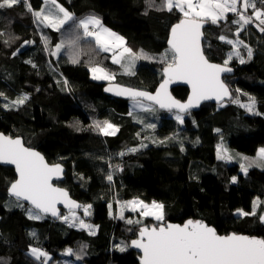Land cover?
I'll use <instances>...</instances> for the list:
<instances>
[{"label":"trees","instance_id":"16d2710c","mask_svg":"<svg viewBox=\"0 0 264 264\" xmlns=\"http://www.w3.org/2000/svg\"><path fill=\"white\" fill-rule=\"evenodd\" d=\"M29 2L33 10L44 4V0ZM57 2L77 19L98 15L123 35L127 46L143 50L149 58L137 59L129 74L121 64L112 62L111 53L99 51L94 41L82 40L78 45L80 63L73 64L71 47L59 56L52 54L54 46L71 35V21L58 32L38 25L24 3L0 9V92L4 94L0 96V132L23 137L26 145L39 149L49 162L65 165L66 178L59 184L84 205H91L88 219L97 226L93 235L61 218L44 215L30 219L26 209L31 206L8 192L17 177L15 169L0 165V264H140V254L130 246L131 241L143 226L168 221L202 220L219 234L264 238V221L259 218L264 211V167L252 165L244 173L241 162L227 164L217 158L216 149L224 143L253 156L264 146V32L252 23L237 38L238 25L233 21L238 17L231 12L226 20L209 23L204 28L203 50L210 61L223 64L233 49L226 40L218 39L222 35L249 45L252 59H247L243 46L246 62L241 64L236 58L229 62L235 74L225 78L233 93L226 102L204 103L200 110L185 114L183 123L150 104L156 115L162 113L157 122L133 113L129 100L107 95L104 87L109 82L93 79L90 68L99 64L114 71L111 82L154 91L167 67L155 55H171L170 29L183 14L175 8L161 10L162 0H155L154 6L150 0ZM257 3L264 7L259 0ZM25 41L32 43L24 45ZM172 91L180 100L189 93L184 85ZM23 94L29 97L24 104L5 107L7 101ZM236 95L243 102L255 97L256 112L233 103ZM94 121H109L118 131L105 136ZM149 124L155 128L147 127ZM131 148L138 150L128 151ZM121 152L124 155H118ZM109 174L112 181L107 180ZM133 198L163 203L164 221L140 212L118 216V202ZM257 198L260 204L255 208ZM240 210L256 214L244 216L237 213ZM129 220L141 223L129 224ZM33 247L46 251L48 257L37 260L30 253ZM68 248L73 249L72 255L66 254Z\"/></svg>","mask_w":264,"mask_h":264},{"label":"snow or ice","instance_id":"6c2138e0","mask_svg":"<svg viewBox=\"0 0 264 264\" xmlns=\"http://www.w3.org/2000/svg\"><path fill=\"white\" fill-rule=\"evenodd\" d=\"M47 2V0H46ZM264 4V0H259ZM20 3H24L28 12H30L38 25L50 27L56 31H61L70 21L72 22L71 35L65 40L62 39L54 46L53 55L59 56L66 48L71 47L73 54L70 62L80 63L78 45L83 41H94L97 49L102 52L112 53V62L121 64L125 71L131 73V67L139 58L148 59L149 56L140 50L134 52L128 47L125 38L118 33L106 27L101 18L95 14H90L84 18L77 19L73 13L69 12L63 5L57 3V0H51L56 7V12L46 11L44 8L33 10L29 0H0V9L12 8ZM155 0H150V6H154ZM240 5L243 11L238 7ZM178 9L183 14V19L171 28L170 45L171 60L164 69L166 79L160 84L155 94L120 87L119 85L110 86L106 91L115 92L117 95H127L136 100L137 97L154 101L161 108L168 110L179 109L185 112L188 109L197 106L200 101L208 99L223 100L225 97H231L233 93L221 79L222 73H230L232 69L228 67L233 56L239 57L241 64L245 59L240 53L239 46L243 45L247 49V59L251 60L253 49L244 44L242 40H230L225 36L218 39L226 40L233 45V51L228 54L223 64L209 62L201 47V39L204 36L201 29L207 21L216 24L221 19H227L228 13H236L238 19L233 21L238 25L236 36L244 29L245 25L255 23V26L264 32V7H257V0H162L161 10L166 9L171 12ZM252 9L249 15L248 10ZM45 44H48V38L44 37ZM25 44L32 41H25ZM19 51V50H17ZM16 53H13L15 55ZM168 53L163 54L166 59ZM127 60V66L122 61ZM31 63V61H28ZM92 78L95 80L112 81L115 79V73L109 72L99 64L90 68ZM174 80H185L191 85L192 95L187 102L181 103L168 92V85ZM67 84V80L64 81ZM237 92L240 90L237 89ZM4 94L0 92V96ZM247 95V94H245ZM28 95L23 94L11 102V106H19L28 100ZM137 103L142 101L137 100ZM233 103H240L239 99H233ZM256 105V98L249 97L246 104L242 106L249 112L253 111ZM9 107V105H5ZM131 114V113H130ZM176 119L183 123V116L177 113ZM95 128L105 136L115 135L118 128L109 121H94ZM149 128H155V125H147ZM219 131V130H217ZM139 135V134H138ZM163 143V141H161ZM141 147L146 145L141 144ZM137 148H131L128 151L135 152ZM118 155H124L123 152ZM218 157L224 160L233 159L232 155L222 145H218ZM245 161H250L247 165L242 164L241 168L245 173L248 167L252 165L264 167V147L258 150L254 158L243 157ZM0 162L15 165L18 173V179L10 182L9 193L17 201L24 200L31 203L30 208L26 209L30 219H42L45 214L51 213L53 216H60L57 209L58 203H64L70 210L71 216H61L66 222L70 219L75 221V209L84 208V214L90 215L91 205H80L68 197L66 190L55 187L52 183L54 177L58 178L63 174V166L60 163L49 164L45 157L31 147H26L20 137L0 133ZM119 170V165L116 166ZM111 174L107 176L108 181H112ZM236 181V177H232ZM259 201V198H257ZM133 210L142 209V215L155 217L158 221H164V204L152 201L146 204L143 200L134 199L125 202ZM18 207L23 205L18 204ZM123 208L121 206L120 215L123 217ZM244 216L255 215L253 212H243ZM264 221V215L260 217ZM129 224H139L141 221H128ZM75 226V225H74ZM82 228L91 229L93 226L86 224L83 220L79 221ZM91 234H95L94 231ZM31 235L35 236L33 232ZM142 250V264H264V238L255 236L240 235L231 233L228 235H218L216 229L208 226L202 220L189 219L183 225L161 223L156 226H145L140 229L138 238L131 241V245ZM126 246L121 247V251L126 250ZM31 255L37 260L48 257V253L40 248H31ZM66 254L72 255L73 249H66ZM81 259L82 257H77Z\"/></svg>","mask_w":264,"mask_h":264},{"label":"rangeland","instance_id":"374dc122","mask_svg":"<svg viewBox=\"0 0 264 264\" xmlns=\"http://www.w3.org/2000/svg\"><path fill=\"white\" fill-rule=\"evenodd\" d=\"M58 4H60L59 2H57ZM241 3H242V0H241ZM61 5V4H60ZM257 5H258V3H257ZM64 7V6H63ZM238 7L240 8V10L241 11H243V9H242V7L240 6V5H238ZM257 7H259V6H257ZM41 8H44L46 11H51V12H56L57 11V9H56V7L51 3V0H47V2H46V0H44V4H43V6L41 7ZM40 8V9H41ZM65 8V7H64ZM40 9H38V10H40ZM67 9V8H66ZM37 10V11H38ZM68 10V9H67ZM178 10V9H177ZM69 11V10H68ZM252 9H249L248 10V13L247 14H251L252 13ZM69 12H71V11H69ZM88 15H90V14H87V15H85V16H83V17H81V18H84V17H86V16H88ZM98 16V15H97ZM99 17V16H98ZM102 20V19H101ZM221 21V20H220ZM219 21V22H220ZM102 22H103V20H102ZM209 23H211V21H208V25H209ZM104 24V23H103ZM253 24H255V23H253ZM105 25V24H104ZM207 25V26H208ZM106 27H108L107 25H105ZM108 28H110V27H108ZM111 29V28H110ZM112 31H114V32H116V33H118L119 35H121V36H123L122 34H120L119 32H117V31H115V30H113V29H111ZM129 47V46H128ZM239 50H240V53H241V55L243 56V54H244V50H243V45H240L239 46ZM134 52H137V53H139L140 52V50L139 51H135V50H133ZM233 51V49L230 51V52H232ZM229 52V53H230ZM109 53H111V52H109ZM228 53V54H229ZM56 56V55H55ZM111 56H112V53H111ZM240 59L239 57H237V56H233V59ZM155 59L156 60H159V63H161L162 65H167V62H170V60H171V55L170 54H168V56H167V58L166 59H164L163 58V54H156L155 55ZM232 59V60H233ZM139 60V59H138ZM139 63H140V61H139ZM122 64H124L125 66H127V60H124V61H122ZM137 64V60L135 61V63H134V65H132V67H131V72L133 71V69H134V67H135V65ZM96 65V64H95ZM95 65H93V66H95ZM101 66V65H100ZM92 67V66H91ZM103 67V66H102ZM105 68V67H104ZM106 69V68H105ZM108 70V69H107ZM123 70L125 71V67H123ZM109 72H112V73H114V71H111V70H108ZM126 73H129V72H127V71H125ZM91 76H92V74H91ZM227 76V75H226ZM226 76H224V80H225V78H226ZM100 81H105V82H111V81H106V80H100ZM112 81H114V80H112ZM239 99V101H240V103H237V104H240L241 106L243 105V104H246L247 102H243V101H241L240 100V98H239V96H237L236 95V97L234 98V99ZM137 100H131L130 101V107H131V111L133 112V113H135L136 115H139V114H144V115H146V116H148V117H150L151 119H153V120H155V121H159V119H160V117H161V115H162V113H160V115H159V113L156 115V110L153 108V106L152 105H150V103H147V102H145V101H143V100H140V101H142V103H137L136 102ZM11 102L12 101H7V103H5V105H9V107H13V106H11ZM236 104V103H235ZM256 106L257 105H255V108H254V110L253 111H251L250 113H255L256 112ZM16 107V106H15ZM243 107V106H242ZM243 108H245V107H243ZM246 110H247V108H245ZM173 111V112H172ZM172 111H165V113H168V114H170L171 116H173L174 118H176V115H177V113L178 112H176L175 110H172ZM248 111V110H247ZM180 114V113H179ZM180 115H182L183 116V120H184V116H185V114H180ZM101 122H103V121H101ZM180 122V121H179ZM94 123V122H93ZM111 123V122H110ZM113 124V123H112ZM114 125V124H113ZM116 126V125H115ZM117 127V126H116ZM118 128V127H117ZM117 133V132H116ZM218 145H222L224 148H226L227 150H228V153L230 154V155H232V157H233V159H231V160H224V159H220L219 157H218ZM261 147H264V146H260V148ZM259 148V149H260ZM216 149H217V158L218 159H220V160H223V161H225L227 164L228 163H230V164H232V163H239V162H241V165L242 164H244V165H247L248 163H250V161L248 162V161H245L244 159H243V157H251V158H254V157H256L257 156V154L256 155H253V156H246V155H243L239 150L237 151V150H235V149H233V148H229L228 146H226V144H224V143H219V144H217V147H216ZM258 153V152H257ZM242 169V168H241ZM242 172H244L243 171V169L241 170ZM245 173V172H244ZM237 181V180H236ZM59 184V183H58ZM134 199H139V198H133V199H131V200H128V201H132V200H134ZM139 200H141V199H139ZM255 202H254V206H255V208H257L258 206H259V204H260V202L259 201H257V199H255L254 200ZM125 202H127V201H125ZM125 202H118V205H117V210H118V216H120L121 217V215H120V212H121V206L122 205H124V208H123V216L125 215V213L126 212H140L141 214H142V209H140V208H137V209H135V210H133V208L131 207V206H129V205H126L125 204ZM145 202V201H144ZM158 202V201H157ZM146 204H151V202H145ZM160 203V202H159ZM257 204V205H256ZM68 213H70V215L69 216H71V212H68ZM76 213V219H75V221H72L71 219L68 221V222H70L71 224H73V225H75L77 228H82V227H80L79 226V221L80 220H83L86 224H88V225H91V226H93L91 229H88V228H83V229H86L87 231H89V232H92V231H94V232H96L97 231V226L94 224V223H92L89 219H88V215H85L84 214V208H82V210L81 211H79V212H75ZM237 213H239V214H241V211H239V212H237ZM263 215H264V211H263ZM64 216V215H63ZM147 217H150V218H153L154 220H156L155 219V217H152V216H147ZM157 222H161V221H158V220H156ZM30 253H31V251H30Z\"/></svg>","mask_w":264,"mask_h":264},{"label":"water","instance_id":"95a60500","mask_svg":"<svg viewBox=\"0 0 264 264\" xmlns=\"http://www.w3.org/2000/svg\"><path fill=\"white\" fill-rule=\"evenodd\" d=\"M181 19H183V18H181ZM181 19H180V20H181ZM180 20H179V21H180ZM177 23H179V22H177ZM177 23H176V24H177ZM174 25H175V24H174ZM174 25H173V26H174ZM207 25H208V21L204 23L203 28L201 29V31L203 32L204 36H205V30H204V28H205ZM173 26H172V27H173ZM172 27H171V28H172ZM204 36H203L202 39H201V47H202V50H203V43H204L203 39H204ZM170 38H171V29H170V34H169L168 41H169ZM168 41H167V43H168ZM24 45H26V44L24 43ZM168 45H169V43H168ZM169 47H170V45H169ZM203 52H204V50H203ZM204 55L207 57V55H206L205 52H204ZM207 59H208V57H207ZM208 60H209V59H208ZM209 62H211V63H215V64H221V63H219V62H215V61L212 62V61H210V60H209ZM228 67H230V68L232 69V71H231L230 73H222V74H221V79L225 82V84L228 85L229 90L231 91V88H230L229 83H227V82L224 80V76H226V75H227V76H233V75L235 74V72H234V69H233L231 66L228 65ZM165 79H166V73L164 72V78L161 80V82L159 83V85L156 87V89H155L154 91H149V90H145V89H141V88H137V87H132V86H129V85H124V84H121V83H118V82H109V83H107V84L105 85V87H104V91H105V93H106L107 95H110V96H114V97H117V98H122V99H126V100L131 101V100H134V99L131 98L130 96H127V95H117L115 92L106 91L105 89H107V88L110 87V86L115 87V86L119 85L120 87H123V88L134 89V90H138V91H144V92H149V93L155 94L156 91H157V89L159 88L160 84L163 83V81H164ZM182 85L186 86V87L189 89V93H188V95H187L188 97H187L185 100H180V99H178L176 96H174L173 91H172L174 87L182 86ZM168 92L172 95V97H174L176 100H179L181 103H185V102H187L188 98L192 95L191 85H190L187 81H185V80H174L172 83H170V84L168 85ZM231 97H232V96H231ZM231 97H225L223 100H217V99H215V98H213V99H208V100H202V101H200V103H199L197 106H194V107L188 109V110L185 111V112H180L179 109H172V110H175L176 112H178V113H180V114H187V113H189V112H194V111H198V110H200V108L202 107L201 105H203L204 103L222 104V103L226 102V100L230 99ZM136 100H143V101H145V102H147V103H150V104H152V105L158 107V109H160V110H162V111H170V110H168V109H166V108H161V107H160L158 104H156L154 101H150V100H147V99H145V98L137 97ZM172 110H171V111H172ZM0 133H3V134H5V135H8V134H6V133H4V132H0ZM9 136H11V135H9ZM12 137H13V138L20 137V138L23 140V142H24V139H23V137H21V136H12ZM24 144H25V142H24ZM25 146H26V147H31V146H28V145H26V144H25ZM31 148H33L34 150L40 152V153L45 157L46 161H47L49 164H55V163H51V162H49L48 159H47V157H46V156H45V155H44L39 149L34 148V147H31ZM56 163H60V162H56ZM60 164H62V163H60ZM0 165L11 166V167H13V168L15 169V172H16V176H17L16 179H18V173H17V171H16L15 165L8 164V163H3V162H0ZM62 166H63V174H62V176H60V177H58V178H56V177L53 178V180H52L53 185H54L55 187L62 188V189H64V190H66L67 193H68V197H69L71 200H74V201H76L78 204H80V205L83 206V205H84L83 202H81V201L77 200L76 198H74V197L70 194V192H69L68 189H66V188L63 187L62 185L58 184L59 182L64 181L65 178H66V171H67V168H66L65 165H63V164H62ZM16 179H15V180H16ZM15 180H14V181H15ZM9 187H10V185H9ZM9 187H8V192H9ZM9 195H10V193H9ZM10 196H11L12 198L16 199L14 196H12V195H10ZM20 201H22V202L28 204L29 206H31V203H30L29 201H24V200H20ZM31 207H32V206H31ZM82 208H83V207L78 208V209H75V212H79ZM57 209L59 210L60 216H53L51 213H48V214H45V215H48V216H50V217H52V218H54V219H58V218H60V217L62 216L63 212H71V210H70V209H69L64 203H58V204H57ZM187 221H188V220H187ZM187 221H186V222H187ZM166 223L180 224V223L170 222V221H168V222H166ZM204 223L207 224L206 222H204ZM180 225H183V224H180ZM152 226H156V225H150V226H148V227H152ZM208 226L215 228V227L212 226V225H208ZM143 227H145V226H143ZM143 227H142V228H143ZM215 229H216V228H215ZM216 232H217V230H216ZM231 233H233V232H231ZM217 234H218V235H226V234H221V233L219 234L218 232H217ZM240 235L251 236V235H248V234H240ZM253 236L258 237V238H262V237L257 236V235H253ZM137 238H138V237H136L135 239H137ZM135 239H133V240H135ZM133 240H132V241H133ZM132 247H133V246H132ZM133 248H134V249L140 254L139 257H138V260H139L140 264H142V261H141L142 250H141V249H137V248H135V247H133Z\"/></svg>","mask_w":264,"mask_h":264}]
</instances>
